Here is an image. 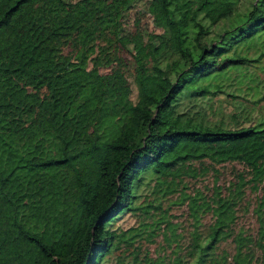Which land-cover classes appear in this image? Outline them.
<instances>
[{
  "label": "trees",
  "instance_id": "16d2710c",
  "mask_svg": "<svg viewBox=\"0 0 264 264\" xmlns=\"http://www.w3.org/2000/svg\"><path fill=\"white\" fill-rule=\"evenodd\" d=\"M241 1L0 0V264H100L123 240L115 214L148 212L133 203L145 174L165 194L181 176L227 161L248 177L236 172L227 193L214 186L207 200L183 193L189 214L205 205L213 220L191 232L186 254L174 243L168 264H227L215 249L232 234V264H264V238L250 241L257 263L231 229L244 187L264 190V121L222 124L189 108L220 90L230 69L264 56V0L238 11ZM136 4L163 30L134 52L122 42L132 57L131 98L129 86L123 95L114 85H129L121 67L101 73L69 53L94 49ZM263 206L264 194L252 210L260 238ZM156 214L149 225H171Z\"/></svg>",
  "mask_w": 264,
  "mask_h": 264
},
{
  "label": "rangeland",
  "instance_id": "374dc122",
  "mask_svg": "<svg viewBox=\"0 0 264 264\" xmlns=\"http://www.w3.org/2000/svg\"><path fill=\"white\" fill-rule=\"evenodd\" d=\"M248 1L242 0L237 10L241 11ZM162 30V22L150 15L143 5L136 4L116 16L106 31L105 39H97L94 49L84 52L75 49L69 53L70 62L75 63L82 56L88 68L95 67L101 73L121 67L129 85H126L123 79H117L114 85L123 95L128 94L129 86V96L132 98L135 88L128 74L132 70L130 53L134 52V45H146L148 36ZM122 42L127 44L130 53L124 46L121 47ZM219 89L198 98L190 105V113H196V116L202 119L229 125L264 121V56L239 69H230V77L221 82ZM236 172L243 173L245 178L248 177L240 163H216L196 174L181 176L175 189L165 194H161L164 185L149 179L145 174L143 182L136 188L137 196L133 203L150 205L148 212L145 215H141L139 210L136 215L128 211L115 214L110 223L113 227L124 229L123 240L119 238L114 241L110 249L103 254L100 264H131L132 260H137L136 264L173 263V257L176 255V252H173L174 243L178 245L176 249L179 255L186 254L191 232L196 228L205 232L213 220L209 208L205 205L197 208L193 215L189 214L187 200L182 198L183 193L193 196L198 193L207 200L210 199L214 186H218L220 193L225 194L231 182L235 180ZM244 188L239 204L235 206L231 229L233 233L240 232L244 237L240 241L241 254L248 251L247 253L253 255V259L256 258L259 263L260 248L257 242L253 244L250 241L254 238L258 242L262 241L264 236L258 237V224L252 210L256 198L264 194V190H251L246 186ZM262 209L264 210V206ZM159 210L164 211L171 223L168 228H164V220L158 223V227L149 225L157 217ZM232 235L221 239L215 249L216 254L223 256L227 264H232L231 255L235 245Z\"/></svg>",
  "mask_w": 264,
  "mask_h": 264
}]
</instances>
